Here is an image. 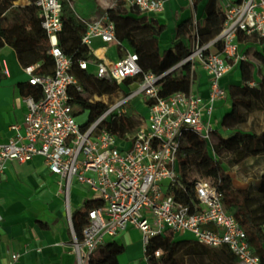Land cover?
Returning <instances> with one entry per match:
<instances>
[{
    "label": "built area",
    "instance_id": "1",
    "mask_svg": "<svg viewBox=\"0 0 264 264\" xmlns=\"http://www.w3.org/2000/svg\"><path fill=\"white\" fill-rule=\"evenodd\" d=\"M115 2L109 0L100 13L89 19L77 14L86 28L82 42L91 53L93 38H99L104 47L120 45L114 23L106 13V8ZM120 2L138 8L141 13H157L163 9V0ZM34 5L40 27L47 37V54L53 60V68L49 73H36L35 65L24 68L28 83L39 87L40 95L38 98L25 97L26 113L22 125H12L14 133L6 142L0 143V176L9 160L23 163L41 156L49 171L57 177L66 202L74 183L96 193L101 205L88 211L82 238L78 240L75 235L72 238L77 264H91L105 239L127 227L140 231L144 248L154 235L166 231L173 235L190 232L194 241L206 247L229 249L235 264H261L245 229L227 210L223 194L211 181L196 177L192 204L177 200L171 188L181 185L177 182L176 162L183 132L189 129L211 141L213 128L208 121H202L200 97L192 88L195 68H203L209 77V94L204 106L210 114L214 102L226 97L220 78L233 65L246 60L238 47V35L256 34L264 40V0L228 3L222 12L220 31L205 43L199 40L198 23L192 22L190 51L180 63L170 68L173 71L182 63H189L191 83L188 92L159 98L160 79L168 70L158 75L146 72L135 81V90L89 124L77 121L74 106L69 103V90H80L81 87L72 71L71 57L58 44L57 36L62 28L61 2L34 0ZM215 43H219L220 48L212 52ZM103 54L99 51L95 60L78 61L79 68L88 71L90 61L94 60L91 74L117 83L135 77L140 71L137 54L133 51H127L116 61L107 60ZM136 95L141 96L146 112L133 133L118 137L99 127L112 111ZM104 96L93 99L104 101ZM1 219L0 215V222ZM160 253L157 250L154 256L158 257ZM17 258V253L11 254L12 261ZM146 264L150 263L146 260Z\"/></svg>",
    "mask_w": 264,
    "mask_h": 264
},
{
    "label": "trees",
    "instance_id": "2",
    "mask_svg": "<svg viewBox=\"0 0 264 264\" xmlns=\"http://www.w3.org/2000/svg\"><path fill=\"white\" fill-rule=\"evenodd\" d=\"M15 2L18 0H0V46L4 44L12 46L17 52L19 61L24 65L40 60L36 72L49 73L53 68V60L47 54V37L40 27L34 0H23L16 7L14 6ZM60 2L62 28L57 36L58 44L62 51L71 57L73 61L72 71L81 87L80 90L74 88L69 90V103L78 108L77 111L74 110L75 115L87 111L85 124H89L109 108L107 102L101 99L94 100V96H111L125 92L120 83L115 80L97 77L79 68L78 61L93 58L89 47L82 42V35L86 29L85 24L78 19L70 0H60ZM106 13L114 23L115 36L120 45L122 42H126L131 51L137 54L140 71L135 77L125 78L122 81L125 85L137 81L146 72L155 75L164 73L180 63L190 51L182 38L187 37L190 42L191 20L177 27L176 40L172 47L160 52L156 36L162 31L163 25L158 24L153 19L147 20L146 16L141 15L136 7L126 9L120 0H116L113 6L106 8ZM8 17L11 19L10 22ZM5 22L8 24L4 25ZM215 33L214 30H211L207 35H204L203 32L200 33V42L205 43L213 39ZM242 38L238 37L239 40H243ZM250 38L255 39L256 37ZM259 40L264 53V40ZM214 45L220 48L219 43ZM31 49L39 51L36 58L29 53ZM240 68L242 85L230 87L231 108L221 120V128L234 131L228 138H224L219 135L217 130H212L209 144L194 131L185 130L177 150L176 162L177 182L181 185L172 187L171 193L177 200L192 204L195 200L193 182L196 177L211 181L215 188L223 194V201L227 210L245 229L249 243L258 255L260 263L264 264V219L256 215L251 209L252 187L236 186L230 172L223 165V157L228 147L238 144L240 138L245 134L241 131H235V129L245 126L249 116L258 112L264 113V73L260 74L259 80H255L251 65L246 60L241 61ZM176 72L177 75H175ZM190 83V65L189 63H182L160 79L157 96L164 98L175 92L186 93L190 89ZM20 91L25 97L31 95L38 98L40 95V88L28 82L20 83ZM253 117L255 119V116ZM140 121V117L138 121H135L133 117L125 113H111L108 119H103L99 127L118 137H123L133 133ZM246 135L254 141H264V132L261 135L255 133H247ZM99 205H101L99 199L91 198L71 212L73 232L78 240L82 238V230L88 222V211ZM123 250L124 246L120 243L105 242L100 246L101 258H93L90 263L118 264V256ZM157 250H160L161 253L155 257L154 252ZM144 253L147 262L150 264H181L178 259L179 253L206 256L208 264H211V260L218 262L220 257L223 259V263L220 264H235V257L229 249L225 247L219 250L211 249L196 241L176 240L171 231L150 237L145 245Z\"/></svg>",
    "mask_w": 264,
    "mask_h": 264
},
{
    "label": "crops",
    "instance_id": "3",
    "mask_svg": "<svg viewBox=\"0 0 264 264\" xmlns=\"http://www.w3.org/2000/svg\"><path fill=\"white\" fill-rule=\"evenodd\" d=\"M95 1L96 6L88 0H78L77 5L83 9V16L88 18L95 16L98 11L97 6L103 9L109 2V0ZM234 1L236 0H163V9L160 12L141 13V15L146 16L147 20L153 19L163 25L162 31L156 36L158 49L162 52L172 47L176 40L177 27L189 20L192 22L195 20L204 35L209 34L211 30L217 34L222 26L224 7ZM18 4L19 0L14 6ZM8 18L10 22L11 19ZM239 36L243 37V40L238 39L239 50L246 55V61L251 65L254 79L259 80L260 74L264 73V53L260 38L256 34L240 33ZM252 36L256 38H250ZM182 39L190 48L189 39L187 37ZM103 47L99 38H93L94 60L97 59L96 53L99 51L104 52V57L109 61H116L127 51H131L126 42H122L121 45L106 46L104 49ZM160 47L164 49L161 51ZM218 50L219 48L215 45L211 47L212 52ZM29 53L36 58L39 51L31 49ZM94 60H91L88 65L90 73L94 70L92 65ZM240 63L241 61L233 65L220 78V86L225 90L226 97L214 102L210 114H207L204 106L209 94V77L206 71L199 66L194 71L192 88L193 92L200 97L202 121H208L211 126L216 123L217 128L213 130H217L224 138H228L234 131L221 128V120L231 108L230 87L242 85ZM39 64L40 60H36L24 65L19 61L17 52L12 46L8 44L0 46V143L6 142L12 136L14 133L12 125H22L24 121L26 103L25 96L20 91V83L28 82V75L24 68L27 65H35L36 72ZM135 84V81L129 85L120 83L123 90L128 87L134 90ZM138 97L141 96L138 95ZM143 107L146 112L144 103ZM144 114L139 113L140 119H143ZM263 118V112L255 113L249 116L245 126L235 131L246 134L263 133ZM248 158L247 156L236 163L232 162V166H226L224 162L223 165L230 172L236 186H251L252 196L259 193L264 194V178L262 177L264 154L260 159L258 155ZM238 168L241 171H238ZM75 185L80 186L77 183L72 184L67 203L64 192L57 183V177L49 171L41 156H34L23 163L16 160H9L5 163L0 176V215L2 217L0 264H77L76 254L71 246L74 236L71 212L81 206L84 196L79 195ZM175 236L173 235V238L176 240H192L177 239ZM109 241H115L124 246L123 252L118 256V264H146L144 245L138 229L127 227L115 236L105 239V242ZM14 253L18 254V258L12 261L11 254ZM96 257L101 258L100 251L97 252Z\"/></svg>",
    "mask_w": 264,
    "mask_h": 264
},
{
    "label": "rangeland",
    "instance_id": "4",
    "mask_svg": "<svg viewBox=\"0 0 264 264\" xmlns=\"http://www.w3.org/2000/svg\"><path fill=\"white\" fill-rule=\"evenodd\" d=\"M23 0H19V2H22ZM91 3H94V5L96 6L97 3L95 0H88ZM75 12L77 14H79L80 16L84 17L85 19H89L88 17L83 16V9L79 8L77 5L78 0H70ZM85 2V1H84ZM97 14L100 13L102 11V8H99L97 6ZM164 49V47H160V50L162 51ZM260 71V70H259ZM175 75H177V72L175 73ZM135 90V88H133ZM132 92V88L128 89H124L125 93H116L114 95L111 96H104L103 99L104 101H106L109 104V107L115 105L118 101H120L121 99L125 98L126 95L129 92ZM140 98V99H139ZM141 97H138V95H136L135 97H129L124 103L123 105H121L119 108L115 109L114 111H112L111 113H116L118 114V112L121 113H125L131 117H133L135 119V121H138L139 119V113L143 114L145 113L144 107H143V103L141 101ZM74 110L77 111L78 108L74 107ZM76 116L77 121L80 124H83L86 122L87 119V111H83L81 113H78ZM109 116L106 117V119H108ZM264 120V118H263ZM212 128H217V124L215 123ZM256 134V133H255ZM256 135H261V133L256 134ZM210 144V141H209ZM264 141L263 140H259V141H254L252 139L249 138L248 135H246V133L240 138V142L236 145H230L228 147V150L225 152L224 157H223V162L224 165L226 166H232V162H238L239 159H242L244 157H249L251 158L252 156L255 157L256 155H258L259 159L260 157L263 156L264 154ZM248 158V159H249ZM241 164V163H239ZM238 171H241L238 168ZM264 174H262L263 177ZM77 185H75L76 187ZM78 188V189H77ZM77 188H75L79 195H83V201H86L88 199L94 198L96 196V193H94L93 191H91L88 187L85 186H77ZM251 209L255 212L256 215H259L262 219H264V194H254L252 196V201H251ZM175 238L177 239H194L192 234L190 232H185L183 234H177L175 236ZM212 249V248H211ZM219 250V249H218ZM178 259L180 261L181 264H208V258L206 256H191V255H184L182 253L178 254ZM223 263V259L222 257H220V260L218 262L211 260V264H220Z\"/></svg>",
    "mask_w": 264,
    "mask_h": 264
},
{
    "label": "water",
    "instance_id": "5",
    "mask_svg": "<svg viewBox=\"0 0 264 264\" xmlns=\"http://www.w3.org/2000/svg\"><path fill=\"white\" fill-rule=\"evenodd\" d=\"M171 71H172V69L168 70L166 74H168V73L171 72Z\"/></svg>",
    "mask_w": 264,
    "mask_h": 264
}]
</instances>
